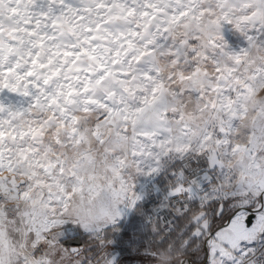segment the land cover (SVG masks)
<instances>
[{
	"label": "snow or ice",
	"instance_id": "1",
	"mask_svg": "<svg viewBox=\"0 0 264 264\" xmlns=\"http://www.w3.org/2000/svg\"><path fill=\"white\" fill-rule=\"evenodd\" d=\"M264 264V0H0V264Z\"/></svg>",
	"mask_w": 264,
	"mask_h": 264
},
{
	"label": "crops",
	"instance_id": "2",
	"mask_svg": "<svg viewBox=\"0 0 264 264\" xmlns=\"http://www.w3.org/2000/svg\"><path fill=\"white\" fill-rule=\"evenodd\" d=\"M127 264H140V260L135 258V253H132L131 257H129V260L127 261Z\"/></svg>",
	"mask_w": 264,
	"mask_h": 264
}]
</instances>
